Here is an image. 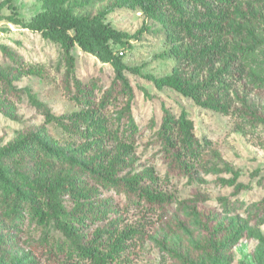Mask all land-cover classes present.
I'll return each instance as SVG.
<instances>
[{
  "label": "trees",
  "instance_id": "obj_1",
  "mask_svg": "<svg viewBox=\"0 0 264 264\" xmlns=\"http://www.w3.org/2000/svg\"><path fill=\"white\" fill-rule=\"evenodd\" d=\"M250 4L132 0L129 6L160 23L167 54L174 61L168 72L147 75L153 86L172 89L200 108L233 118L236 130L256 134L264 131V111L239 94L248 76V58L259 44ZM12 5L13 0H0V8ZM4 18L60 45L63 93L78 108L55 115L42 106L44 122L0 142V264H121L129 240L145 230L140 222L120 223L124 211L141 212L138 221L149 213L162 219L175 202L171 185L182 177L192 182L227 170L231 176L219 177L221 184L244 188L217 142L195 134L194 121L184 108L175 114L162 105L154 131L165 171L139 167L141 129L130 111L132 89L121 48L139 38L144 25L129 33L105 21L103 13H75L58 0L28 21L16 13ZM75 47L111 65L114 75L108 86L75 74ZM0 52L8 61L0 63V111L6 113L21 100L22 90L12 80L26 74L42 77L46 71L28 64L7 45L0 44ZM132 70L138 73L140 66ZM252 82L263 86L262 79L254 77ZM49 123L60 129L58 137L46 127ZM253 207V218H264V198ZM191 209L203 236V243L191 250L205 255L204 264H231V249L245 235L257 239L258 260L264 264V235L250 218H220L213 209L196 210L194 204Z\"/></svg>",
  "mask_w": 264,
  "mask_h": 264
},
{
  "label": "rangeland",
  "instance_id": "obj_2",
  "mask_svg": "<svg viewBox=\"0 0 264 264\" xmlns=\"http://www.w3.org/2000/svg\"><path fill=\"white\" fill-rule=\"evenodd\" d=\"M53 0H13L11 7L0 8V44L7 45L28 64L43 67L44 76L26 74L14 78L12 84L22 90L21 100L8 112L0 111V142L6 143L23 129L44 122L41 107L55 115L69 113L78 105L63 93L62 82L65 75V61L59 44L42 38L37 32L8 22L4 16L16 13L28 21ZM64 6L79 14H104V20L112 26L134 33L143 25L146 30L137 39H131L129 47L121 48L125 62V73L131 85L129 100L134 121L141 129L136 146L138 165L141 168L153 165L164 172L166 165L160 157L159 146L154 131L162 117V105L178 114L184 108L194 121V131L199 137L205 136L217 142L224 159L238 171L237 181L244 188L221 184L219 177L228 178L227 170L203 174L192 182L182 177L171 185L175 202L165 209L162 219L149 213L145 221L135 208L124 211V224H144L142 236L132 237L125 249L121 264H204L207 261L199 250L192 252L196 245L203 243L200 226L192 213L211 208L222 216L239 214L250 218L251 225L264 235V218H253V203L264 198V131L251 134L236 130L234 119L219 112L196 106L192 101L169 88L157 90L147 75L168 72L174 64L167 54L162 26L159 22L146 18L137 7L129 6L132 0H58ZM256 15L255 38L259 44L248 58V76L244 87L239 89L246 102L264 111V0H245ZM74 72L85 80L97 79L108 86L113 78L110 64L99 61L94 55L85 53L78 47L73 49ZM0 63L7 64L1 52ZM140 66V72L132 70ZM263 80V86H256L252 79ZM48 130L58 137L60 129L52 123ZM254 219V220H253ZM93 227V226H91ZM90 227V228H91ZM51 232L59 235L51 228ZM258 242L254 236H243L231 249V264H261L257 254ZM192 254V255H189ZM199 253V254H198ZM113 264V263H112Z\"/></svg>",
  "mask_w": 264,
  "mask_h": 264
}]
</instances>
